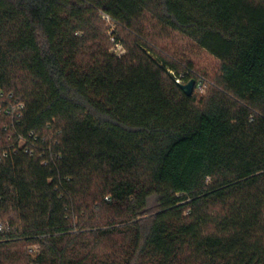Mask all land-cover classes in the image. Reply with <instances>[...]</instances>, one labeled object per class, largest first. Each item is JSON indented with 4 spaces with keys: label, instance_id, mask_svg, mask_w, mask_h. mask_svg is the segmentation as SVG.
<instances>
[{
    "label": "trees",
    "instance_id": "obj_1",
    "mask_svg": "<svg viewBox=\"0 0 264 264\" xmlns=\"http://www.w3.org/2000/svg\"><path fill=\"white\" fill-rule=\"evenodd\" d=\"M149 22L219 62L204 97ZM0 90L60 131L56 170L0 160V264H264V0H0Z\"/></svg>",
    "mask_w": 264,
    "mask_h": 264
},
{
    "label": "built area",
    "instance_id": "obj_2",
    "mask_svg": "<svg viewBox=\"0 0 264 264\" xmlns=\"http://www.w3.org/2000/svg\"><path fill=\"white\" fill-rule=\"evenodd\" d=\"M102 19L110 22L109 17L106 15H103ZM112 42L115 45L114 55L120 58L123 51L120 50L121 46L116 42L114 36H112ZM170 73L174 76L173 72ZM174 78L178 84L187 83L183 80V75ZM204 89V80L200 79L195 82V92L203 93ZM24 112V103L17 100L13 94H7L0 90V119L4 121L0 132V160L22 154L39 160L40 165L43 167L56 170L60 161V154L57 152L60 131L54 130L51 126H47L43 132L24 129ZM9 228L7 222L0 221V234L7 233ZM35 251L36 247L29 250L31 253Z\"/></svg>",
    "mask_w": 264,
    "mask_h": 264
},
{
    "label": "rangeland",
    "instance_id": "obj_3",
    "mask_svg": "<svg viewBox=\"0 0 264 264\" xmlns=\"http://www.w3.org/2000/svg\"><path fill=\"white\" fill-rule=\"evenodd\" d=\"M104 28L107 32L108 42L110 44V52L115 54V45L112 42V36L121 41V35L116 26L105 20H102ZM149 33L151 34L153 46H155L156 53L159 57L175 64L180 73H185L188 66H191L194 76L205 79V89L203 93H197V98L204 97L207 92L214 86L215 78L218 74L219 62L209 56L205 51L199 49L195 44L187 38L171 31L160 30L153 28L154 24L149 22ZM116 40V39H115ZM120 50L123 55L126 53L125 47L122 42L119 43ZM122 55V56H123ZM184 70V71H183ZM195 93V92H194ZM30 250V249H29Z\"/></svg>",
    "mask_w": 264,
    "mask_h": 264
},
{
    "label": "water",
    "instance_id": "obj_4",
    "mask_svg": "<svg viewBox=\"0 0 264 264\" xmlns=\"http://www.w3.org/2000/svg\"><path fill=\"white\" fill-rule=\"evenodd\" d=\"M194 85H195V81L194 80H190V81H188L185 84H180L179 83L180 89L188 97H190L193 94V92H194Z\"/></svg>",
    "mask_w": 264,
    "mask_h": 264
}]
</instances>
